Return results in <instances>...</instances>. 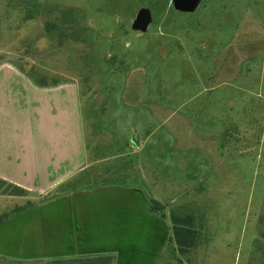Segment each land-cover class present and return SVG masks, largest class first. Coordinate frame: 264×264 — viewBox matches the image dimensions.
<instances>
[{
  "label": "rangeland",
  "instance_id": "obj_1",
  "mask_svg": "<svg viewBox=\"0 0 264 264\" xmlns=\"http://www.w3.org/2000/svg\"><path fill=\"white\" fill-rule=\"evenodd\" d=\"M1 65L79 86L89 161L55 194L0 179V264H264V0H0Z\"/></svg>",
  "mask_w": 264,
  "mask_h": 264
},
{
  "label": "crops",
  "instance_id": "obj_2",
  "mask_svg": "<svg viewBox=\"0 0 264 264\" xmlns=\"http://www.w3.org/2000/svg\"><path fill=\"white\" fill-rule=\"evenodd\" d=\"M81 103L80 88L72 82L40 86L30 77L1 65L0 127L4 137L0 179L40 195L70 188L72 181L85 170L79 168L89 161ZM73 192L59 193L47 204H64ZM72 208L68 216L80 218L74 204ZM40 213L38 210L31 217L40 219ZM69 235L67 241L71 242ZM72 240L79 242L82 239ZM80 255L71 252L61 256Z\"/></svg>",
  "mask_w": 264,
  "mask_h": 264
},
{
  "label": "trees",
  "instance_id": "obj_3",
  "mask_svg": "<svg viewBox=\"0 0 264 264\" xmlns=\"http://www.w3.org/2000/svg\"><path fill=\"white\" fill-rule=\"evenodd\" d=\"M2 180V179H1ZM4 182V180H2ZM193 219L191 216H186L181 219L175 218L174 220V230H175V236L177 243L181 247H186L189 244L193 243L194 241V231L193 228H190V224L192 223ZM69 228V227H68ZM23 230V229H22ZM19 231L18 234L22 233ZM64 234L69 235V231H64ZM49 235V233H48ZM67 235V236H68ZM57 236H60L58 234ZM57 238V239H56ZM56 239L55 241H58V237H54L53 239L46 238L44 241L45 242H50ZM53 241V242H55ZM82 256V255H80ZM88 257L86 258H79V259H63V260H53L49 262V264H112V259L111 257H105V256H97V255H87ZM61 257H66V256H61ZM71 257H77V256H71ZM69 257V258H71Z\"/></svg>",
  "mask_w": 264,
  "mask_h": 264
},
{
  "label": "flooded vegetation",
  "instance_id": "obj_4",
  "mask_svg": "<svg viewBox=\"0 0 264 264\" xmlns=\"http://www.w3.org/2000/svg\"><path fill=\"white\" fill-rule=\"evenodd\" d=\"M72 237H73V236H72ZM72 239H73V238H71V243L74 242V240H72ZM74 243H75V247H76V246L79 247V245H78L79 242H78V241H75ZM69 248H71V247H69ZM73 249H74V248H73ZM73 249H72V251H73Z\"/></svg>",
  "mask_w": 264,
  "mask_h": 264
}]
</instances>
